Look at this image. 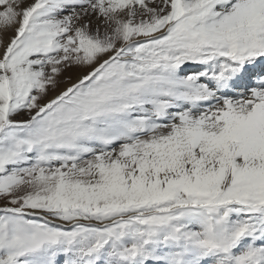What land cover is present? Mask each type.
<instances>
[{
    "label": "snow or ice",
    "instance_id": "snow-or-ice-1",
    "mask_svg": "<svg viewBox=\"0 0 264 264\" xmlns=\"http://www.w3.org/2000/svg\"><path fill=\"white\" fill-rule=\"evenodd\" d=\"M0 264H264V0H0Z\"/></svg>",
    "mask_w": 264,
    "mask_h": 264
},
{
    "label": "bare ground",
    "instance_id": "bare-ground-1",
    "mask_svg": "<svg viewBox=\"0 0 264 264\" xmlns=\"http://www.w3.org/2000/svg\"><path fill=\"white\" fill-rule=\"evenodd\" d=\"M75 79V74H73V80Z\"/></svg>",
    "mask_w": 264,
    "mask_h": 264
},
{
    "label": "rangeland",
    "instance_id": "rangeland-1",
    "mask_svg": "<svg viewBox=\"0 0 264 264\" xmlns=\"http://www.w3.org/2000/svg\"><path fill=\"white\" fill-rule=\"evenodd\" d=\"M62 259V258H61Z\"/></svg>",
    "mask_w": 264,
    "mask_h": 264
}]
</instances>
